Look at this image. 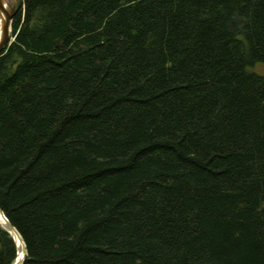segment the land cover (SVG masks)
<instances>
[{
    "label": "trees",
    "instance_id": "16d2710c",
    "mask_svg": "<svg viewBox=\"0 0 264 264\" xmlns=\"http://www.w3.org/2000/svg\"><path fill=\"white\" fill-rule=\"evenodd\" d=\"M10 38L22 264H264V0H19Z\"/></svg>",
    "mask_w": 264,
    "mask_h": 264
},
{
    "label": "water",
    "instance_id": "95a60500",
    "mask_svg": "<svg viewBox=\"0 0 264 264\" xmlns=\"http://www.w3.org/2000/svg\"><path fill=\"white\" fill-rule=\"evenodd\" d=\"M0 7L3 9L4 15H5V22L3 24L2 37L0 39V53H1L3 51V49L5 48V46L9 45L11 43L10 23H11V18L13 16V13L11 11L8 12V10H6V8L2 5L1 1H0ZM0 214L4 218V220L6 221L8 228L5 227V226H2L1 224H0V226L10 235V237H11V239H12L14 245H15V249H16V256H15V258L12 261L11 264H22V262H23V260L25 258V255H26V250H25L24 243H23V241L21 239V243L23 245V255L19 258V256H18V244H17V242L15 240V237H14V235L12 233V230H15V228L10 224V222L5 217V215L3 214L1 209H0Z\"/></svg>",
    "mask_w": 264,
    "mask_h": 264
},
{
    "label": "bare ground",
    "instance_id": "6f19581e",
    "mask_svg": "<svg viewBox=\"0 0 264 264\" xmlns=\"http://www.w3.org/2000/svg\"><path fill=\"white\" fill-rule=\"evenodd\" d=\"M0 1H1L2 5L6 8V10H8V12H10V5H9L8 0H0ZM4 22H5V15H4L3 9L0 7V39L2 37V30H3ZM0 224L2 226L7 227V223L4 220V218L1 216V214H0ZM12 233H13L15 240L18 244V256L20 258L23 255V245L21 243V238H20L19 234L16 232V230H12Z\"/></svg>",
    "mask_w": 264,
    "mask_h": 264
},
{
    "label": "rangeland",
    "instance_id": "374dc122",
    "mask_svg": "<svg viewBox=\"0 0 264 264\" xmlns=\"http://www.w3.org/2000/svg\"><path fill=\"white\" fill-rule=\"evenodd\" d=\"M9 5H10V11L13 13L14 9L18 6L19 0H8ZM255 70L262 72L263 68L262 67H257Z\"/></svg>",
    "mask_w": 264,
    "mask_h": 264
}]
</instances>
